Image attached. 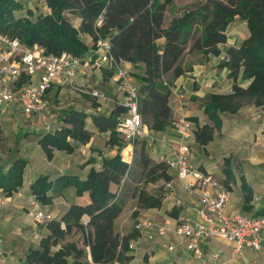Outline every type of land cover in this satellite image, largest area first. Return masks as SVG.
<instances>
[{
  "label": "trees",
  "instance_id": "obj_1",
  "mask_svg": "<svg viewBox=\"0 0 264 264\" xmlns=\"http://www.w3.org/2000/svg\"><path fill=\"white\" fill-rule=\"evenodd\" d=\"M44 1L50 11L34 15L31 10L22 13L25 1L0 0V32L27 47L38 46L44 54L58 56L68 52L83 62L97 56L99 40L109 39L111 55L118 61L131 63L136 69L133 75L138 86V111L152 132L164 131L170 126L171 89L165 75L179 77L190 70L183 67L181 59L194 25L201 26V31L188 51H197L203 57L220 55L219 45L226 43L227 28L236 17L246 23L249 32L239 47L226 48V56L218 63L219 68L228 69L231 92L205 95L202 106L209 122L195 127V141L204 146L213 139L214 131L221 127L220 113H235L246 102L264 104V0H213L210 5L181 8L167 26L164 13L173 0ZM69 14L79 19L77 26ZM82 35L91 38L89 44ZM160 38H163L162 43L158 42ZM101 71L113 75L112 70ZM239 78L249 80V84L242 87ZM27 82L29 76L22 75L17 86ZM90 99L92 107H98L97 100ZM123 111L118 105L108 114L68 107L61 112L60 122L54 124L53 132H35L37 144L46 159L51 160L55 150L72 153L78 144L90 140L92 132L86 128V118L90 117L99 132L109 133L105 144L115 147L116 151L102 156L100 168L91 166L84 178L61 174L51 179L40 174L31 182L30 193L42 205L53 203L56 187H74L76 201L59 218L53 217L45 223L48 233L40 238L37 248L27 249L21 264H125L132 259L128 244L139 236V231L133 226L120 234L115 231V221L130 198L136 201L133 216L138 217L141 210L159 208L165 197L164 185L150 192L144 184L160 179L165 182L172 176L164 161L150 157L146 139L132 142L131 162L121 156L125 144L116 127ZM128 148L123 149V155L128 153ZM91 162L94 159L90 157L85 164ZM26 165L27 160L21 156H13L7 163L0 161V189L5 196L13 195L22 186ZM223 170V181L228 185L234 180L229 158L224 159ZM242 176L244 209L247 210L253 193ZM262 210L260 208L256 214ZM73 233L80 234L81 244L67 239Z\"/></svg>",
  "mask_w": 264,
  "mask_h": 264
},
{
  "label": "crops",
  "instance_id": "obj_2",
  "mask_svg": "<svg viewBox=\"0 0 264 264\" xmlns=\"http://www.w3.org/2000/svg\"><path fill=\"white\" fill-rule=\"evenodd\" d=\"M22 1H25L24 8L21 10L22 13L31 10L34 15H37L50 11L44 0H42L43 10L37 12L28 5L30 0ZM170 20L164 19V25L167 26ZM75 21V25L77 26L79 24V19L76 18ZM242 22L246 25L244 21ZM248 35L249 32L245 38H247ZM227 36H229L228 32ZM82 38H84L88 44L91 41V38L87 35H82ZM158 42L162 43L163 38L158 39ZM222 45L227 47L236 46L230 41L229 37H227L226 43L220 44L219 46ZM220 49L221 52L218 56L208 55L207 57H203L198 52L197 54L199 57H202V59L194 61L190 70L184 75L173 77L168 74L169 80L165 79V81L169 83L171 89L169 105L172 109V118L186 116L194 122L195 127L197 125L200 126L209 121L203 111V106L199 109L202 115L196 112L194 108L195 103H200V99L204 98L208 93L231 92L232 80L227 76L228 69L225 67L217 68L219 61L226 56L225 50L221 47ZM205 62L210 63L212 68L208 70ZM122 64L126 68L132 67V64L126 61H122ZM91 74L94 77L98 76L104 81L106 85L105 89L111 94H109V97L107 95L109 100L104 101L105 103L97 101L99 105L94 108L91 105L92 99L86 95L87 99H83L82 108H79V103L72 101L65 109L73 107L75 109L84 110L87 113L98 112L108 114L114 107L113 101H121L122 91L113 75L108 76L97 69L85 70L82 65L77 71L76 81L90 82L89 76ZM186 78H189L191 81L188 82ZM238 82L240 85L242 84L241 82H245L241 85L244 88L249 84V80H241L240 78ZM62 84L64 83L55 82L48 91L49 96L51 97L52 95L60 94V92L62 93L63 90H61L62 88L60 87ZM89 85L91 84H88V86ZM194 85H196V89H194ZM178 90L181 91V94H178ZM250 111H252V108L249 111L240 108L235 114H229L228 112L220 113L222 122L221 127L219 130L214 131L213 139L204 146L195 142L197 148H201L202 151L213 148L215 152L214 155L213 153L212 155L217 159L216 163L212 164V160H208V158L200 154L194 155L193 147L190 154L191 161L203 172L212 173L211 175L214 174L213 172L222 171V175L213 176L223 180L225 178L223 170L224 159L229 158L231 164L234 158L243 156V143H253L254 137L257 138L255 132L258 130L261 133L264 130V118H261L264 115L261 112L250 113ZM192 117H196L197 120L192 119ZM59 122L57 121V123ZM254 127L256 131L250 132ZM86 128L92 132V136L87 143L78 144L72 153L55 150L51 160L46 159L42 149H40L36 142V137H34L30 147H27L25 144H20L16 149L17 152L15 156L24 157L27 160V165L24 169L22 186L17 192L11 196H5L0 189V235L3 238L2 249L4 253L0 264H21L27 249L30 247L37 248L40 238L48 233L45 227L46 222H37L34 218L33 209H31L25 201V199L31 195L29 186L38 175L46 174L51 179H55L61 174H75L80 178H84L91 166H94L96 169L100 168L102 156H110L115 153V147L111 148L105 144L109 133L99 132L93 125L90 117L86 118ZM31 129L35 130L34 132L41 131V127H37L36 125H32ZM153 133L156 140L151 142L153 145L148 153L151 158L156 159L158 155L168 152L169 146L176 142V136L170 126L166 127L164 131H156ZM261 140H263V137H261V139L259 137L258 142L262 143ZM258 144L255 146L264 149V143H262V145ZM127 146L130 147L127 155L131 157L133 146L132 144H128ZM38 148L42 151V157L40 163L36 164L32 161V155L35 151H38ZM4 156L5 155L0 153V161ZM90 157L94 159V162L85 164ZM251 158L250 155L249 159H245L247 160L246 163L248 161L252 163ZM250 162L249 164H251ZM168 173L172 176L174 172L168 170ZM242 175L246 177L245 172L242 173ZM240 183L241 181L236 178L233 182H229V184H231V195L225 207V211L228 214L236 212L256 213V211L262 208L263 210L260 214H263V184L255 188L249 182L252 188L253 198L249 202L251 205L250 209L245 210L243 191ZM55 190L57 195L53 203L46 205L41 204L40 209L45 213H50L54 218H59L68 206L76 201V196L75 189L72 186L63 189L56 187ZM174 199H179L181 201L180 206H174ZM198 207L199 192L189 193L179 183H176L168 196L164 197L162 205L159 208L145 209L141 211L137 217V220L140 218H150L159 223L167 222L169 223L170 230L165 235L154 234L152 239H148L146 235H144L138 242L137 248L135 250H130L132 259L125 264H264L261 255L246 247L241 251L238 257L232 256L231 244L225 238L219 236L204 239L202 241L204 257L203 259L196 258L192 252L186 248L185 239L176 235L173 228L186 217L195 218ZM121 213L115 221V226L120 222ZM122 227L123 224L121 228ZM126 232V229L120 230V234ZM166 245H173V249L168 250ZM228 253H230V256ZM88 261L91 263L90 255H88Z\"/></svg>",
  "mask_w": 264,
  "mask_h": 264
},
{
  "label": "built area",
  "instance_id": "obj_3",
  "mask_svg": "<svg viewBox=\"0 0 264 264\" xmlns=\"http://www.w3.org/2000/svg\"><path fill=\"white\" fill-rule=\"evenodd\" d=\"M100 20H98L99 22ZM109 39L97 42V56L84 61L73 54L63 52L58 56L44 54L38 46L27 47L15 38L0 32V106L16 104L27 119H35L44 132H53L54 123L47 119V100L45 95L55 82H62L74 90L95 98L97 101L109 100L107 95L97 89L85 90L76 81L78 69L112 70L113 76L122 91V99L113 101L114 106L124 108L117 122L116 130L125 147L135 139L154 142L156 137L143 123L138 111V86L121 60H116L110 51ZM22 75L29 76V82L17 86ZM181 94V91H177ZM170 127L176 142L169 146L167 153L156 157L164 161L168 170L174 173L164 182L165 197L179 183L187 192H199V207L195 218L186 217L175 225L173 231L185 239V246L192 254L203 259L202 241L211 237H223L231 244V255L238 257L246 247L261 255L264 261V213L236 212L228 214L225 207L231 195V184H226L210 173H205L190 159L192 143H195L194 122L186 116L172 118ZM33 209L37 222H47L53 216L40 209L41 203L30 195L25 199ZM181 201L174 199V206ZM139 236L129 242L130 250H135L140 239L146 235L152 239L154 234L165 235L169 223H159L150 218H140L134 225ZM3 238L0 235V263L3 258ZM168 250L173 245H166ZM205 264V263H203Z\"/></svg>",
  "mask_w": 264,
  "mask_h": 264
},
{
  "label": "rangeland",
  "instance_id": "obj_4",
  "mask_svg": "<svg viewBox=\"0 0 264 264\" xmlns=\"http://www.w3.org/2000/svg\"><path fill=\"white\" fill-rule=\"evenodd\" d=\"M213 0H173V4L171 6H167L164 13V19L170 20L172 19L173 15L175 13H178V10L181 8H191L194 6H197L199 4H207L210 5V2ZM216 1H223V2H229L230 0H216ZM27 5V4H26ZM31 8L35 9V12L39 10H43V3L42 0H30L28 3ZM68 17L71 19L72 23L75 24V17L73 15H68ZM191 39L187 46L189 47L192 40L199 35L201 31V26L197 27L194 25L191 29ZM227 32L229 33V39L230 41L236 45L235 47L240 46L242 43V40L247 36L248 29L246 25L236 17V19L230 23L228 26ZM188 47H186L185 52L181 59V64L186 69H190L191 65L194 63V61H199L202 59V57H199L197 54V51H188ZM223 50L227 46L222 45L220 46ZM231 47V46H228ZM227 47V48H228ZM205 65H207L208 70L212 68V65L208 62H205ZM218 68V64H217ZM129 71L130 76L134 81H136L135 76L133 75V72H136V69L134 67L127 68ZM94 70V69H92ZM170 76H172L170 73H168ZM165 75V79L169 80V75ZM90 82H78L79 85L83 87V89H97L102 92H104L109 97V92L105 89L106 85L104 84V81L100 79L98 76L94 77L92 74L89 76ZM188 82L191 80L189 78H186ZM108 80V79H107ZM242 84L245 82H241ZM88 84H91L88 86ZM241 84V85H242ZM54 85V84H53ZM52 87V86H51ZM62 88V93L57 95L49 96V92L47 91L45 98L47 100V119L51 121L54 124H57V121L59 122L61 112L65 109L67 105H70V102L75 101L80 104L79 108H82V102L83 99H87L86 95L82 92H79L77 90H74L72 87H70L67 84L60 85ZM111 95V94H110ZM205 97V96H204ZM204 98L200 99V103H195L194 108L196 109V112L200 115H202L201 111L199 110L203 104ZM104 102V101H103ZM105 103V102H104ZM261 106V105H260ZM241 109H245L246 111H249L252 108V111L250 113H262L264 115V105L262 107H259L255 105L253 102H246L243 104ZM239 108V109H240ZM229 113V112H228ZM236 113V112H235ZM234 113V114H235ZM233 114V113H229ZM261 118H264L261 117ZM32 125H36L37 127L41 124L35 120V119H27L22 114L20 108L14 104L9 106H0V153L5 155L1 161L3 163H7L10 158L16 155V149L20 146V144H25L27 147H30L33 139L35 137V130L31 129ZM255 132V127L250 130V132ZM258 131V130H257ZM255 132V135H257V138L254 137L253 143L247 144L243 143L242 148L244 149L243 156L239 158H234L230 166L232 165L231 171L234 174V179L241 181L242 173H246V177L243 175L242 177L245 178V181L251 185H253L255 188H258L260 185L263 184L264 187V149L258 148L257 145H262L264 143V130L260 133ZM261 139L263 137L262 143L258 142V139ZM152 143L150 141H147V152L151 150ZM192 147L194 149V155L200 154L201 156H205L208 158V160H212V164L216 163V160L214 155L213 148H209V150L202 151L201 148H197L195 143H192ZM41 149V148H40ZM38 148V151H35L32 155V161L33 163L39 164L40 159L42 157V151ZM124 149V148H123ZM122 149V151H123ZM199 149V150H198ZM213 153V155H212ZM251 155V161H248L245 159H249ZM121 156L127 159L131 162L132 156H133V150L131 157L127 155H123L121 152ZM249 162L251 164H249ZM244 167V168H242ZM215 175H222V171L220 172H213ZM212 174V173H211ZM234 180H232L233 182ZM249 181V182H248ZM241 184V183H240ZM249 184V185H250ZM133 185V184H132ZM164 185V180L160 179L157 180L154 183H146L144 184L145 189H147L150 192H155L158 189H161ZM264 190V188H263ZM136 209V201L133 198H130L121 213V219L118 224L115 226V231L120 233L121 229H126V231H129L133 228L135 223L137 222V217L133 216V210ZM143 211V210H141ZM140 211V212H141ZM123 224V227L121 228ZM67 239L78 241L79 244L81 241V236L79 233L71 234L67 237ZM230 256V253H228Z\"/></svg>",
  "mask_w": 264,
  "mask_h": 264
},
{
  "label": "bare ground",
  "instance_id": "obj_5",
  "mask_svg": "<svg viewBox=\"0 0 264 264\" xmlns=\"http://www.w3.org/2000/svg\"><path fill=\"white\" fill-rule=\"evenodd\" d=\"M130 147L128 148V151H129Z\"/></svg>",
  "mask_w": 264,
  "mask_h": 264
}]
</instances>
